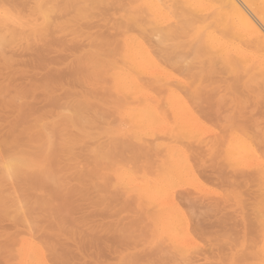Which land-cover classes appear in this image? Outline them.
Segmentation results:
<instances>
[{
	"label": "rangeland",
	"instance_id": "rangeland-1",
	"mask_svg": "<svg viewBox=\"0 0 264 264\" xmlns=\"http://www.w3.org/2000/svg\"><path fill=\"white\" fill-rule=\"evenodd\" d=\"M16 1L18 9L15 0L13 3L0 0V17L17 15L23 23L21 27L18 25L20 28L16 26L17 31L15 26H0V39L10 41V45H0V53L4 52L0 54V191L5 196V199L0 197V264H186L189 257L191 264H264V86L244 81L232 84V75L219 71L206 79L199 91L202 97L198 96L197 101L196 97L194 100V96L189 95L193 93L192 89L182 88L181 92L190 96L187 100L193 98L187 105L197 122L188 123L191 122L188 115L176 119L168 114L162 121L144 123V156H139L135 152L138 144L124 130L127 123L119 114L121 106L115 100L118 96L111 88V80L104 75L100 78L93 69L95 59L107 58L110 42L121 46L122 25L136 0H105V3L102 0L101 4V0H22L26 1L24 4L21 0ZM66 2L69 4L65 5ZM21 3L22 8L28 7V11L21 8ZM45 4L51 6L47 11L55 7L53 14L47 15L48 25L41 14ZM89 4L98 10H93ZM87 11L95 14L90 13L85 19L78 14L84 15ZM42 26H49L50 30L47 27L42 29ZM155 39L153 49L156 48ZM157 54L167 64L180 62L173 68L181 76H186L188 69L196 71L201 66L189 47L171 53L158 51ZM48 68L53 75H49ZM77 102L89 107L85 114L83 112L85 121H82L86 124L80 122L79 126L67 119L72 117L73 111L76 112ZM57 111L61 112L58 114ZM38 124L44 125L55 147L60 148L58 157L44 168L54 175L53 182L49 180L45 186L30 187L23 182L7 180L3 162L12 154L10 143L17 142L22 145L20 149L36 151L38 163L40 155L47 153L45 139L36 137L40 130ZM179 130L186 132L185 137ZM233 133L250 141L251 147H248L252 149H245L249 152L247 155L250 156V150L254 149V156L257 154L259 160L243 155L244 150L227 152V143ZM176 138H179L178 142ZM69 139L76 141L68 144ZM170 140L177 144L181 142L177 151L185 153L181 152L182 157L191 159L196 175L192 179L194 182L188 180L180 184L176 196L184 211L186 226L197 245L191 241L188 252L183 251L184 255L167 237L164 239L159 234L156 209L145 202L144 207L139 206L137 198L118 183L114 170L100 160L102 153L109 151L117 164H144V175L155 177L168 156L165 150L171 146ZM125 145L129 148L125 149ZM35 173H39L38 166L32 172H23V179L34 178ZM252 173L255 175L251 176ZM49 191L50 195H47ZM42 201L44 205L41 206ZM44 206L49 207V211ZM257 210L262 211V218L256 217ZM61 212L63 215L60 216ZM34 251L38 260L40 256L44 257L40 259L44 263L40 260L32 262L36 255Z\"/></svg>",
	"mask_w": 264,
	"mask_h": 264
},
{
	"label": "bare ground",
	"instance_id": "bare-ground-1",
	"mask_svg": "<svg viewBox=\"0 0 264 264\" xmlns=\"http://www.w3.org/2000/svg\"><path fill=\"white\" fill-rule=\"evenodd\" d=\"M6 1H8V0H6ZM11 1L13 3V0H11ZM104 1L105 0H103V3H105ZM18 2H20V0ZM21 2H23V4H24L26 1L24 2L21 0ZM45 2H47V1H45ZM71 2L72 1H70L69 3H71ZM99 2L101 4L102 0ZM136 2L137 3L135 5L131 6L130 13L127 17L126 23L124 25H122L124 31L121 35V46H119L117 42L116 43L110 42L111 46L109 49V53L108 54L105 53V54H107V58L95 59L94 68L93 67L92 68L94 70H96L97 75L100 78L104 75V76H107L111 80V88L116 92V94L118 96L117 99H115V100L121 106V108L119 109V114L121 116V119H123L127 123V126L125 127L124 130L129 132V134L132 135V138H134V141L138 144L136 151H135L136 154H138L139 156H141V155L144 156V123L146 124L148 122H153V121H157V120L162 121V120L166 119V116L168 114L172 115L176 119H179V118L181 119L183 116L188 115L189 116L188 121L191 120V122L189 121L188 123H193V121L196 119V117L189 110L188 105H187V102L189 103V101H190L187 99L190 96L187 97L185 94H183V92H181L182 88H187L190 90L192 89L193 93H191L189 95H191V96L193 95L194 100H195V97L196 98L198 96L202 97V94L200 92H201V88L204 86V82L206 81L207 78H210L212 75L218 73L219 71L220 72L222 71L223 74L226 73V74L232 75V77H233V78L231 77V80L233 79L232 84H236V83L238 84V83H241L244 81L245 83L260 84V85L264 86V0H136ZM15 3H16V5H15L16 9H18L17 8L18 3L16 0H15ZM69 3L66 2L65 5L69 4ZM23 4H22V6L20 5L21 8L23 7ZM27 4L28 3H26V5ZM51 4L49 3V5H51ZM108 4H109V6H111L110 3H108ZM52 5L55 6L54 2ZM62 5H63V2H62ZM99 5H97V7L96 6L95 7L98 8ZM45 6H46V4L42 7H45ZM47 6L45 9L42 8V9H44V11L41 13L45 17L44 18L45 22H47L49 19V17H47V15L51 14V13L53 14L55 9H54V11L52 9L56 7V6L53 7L51 9V11L49 9V11H50L49 12L47 10L49 7L51 8V6H48V7ZM93 6L90 5V7H92L93 10H96ZM112 6L114 7L113 4H112ZM112 6H111V8H112ZM59 7H61V6H59ZM27 8L25 9V7H24L22 9L28 11ZM81 8L85 9L86 7L85 8L81 7ZM65 9H66V7L64 8V10ZM89 9L90 8H88V10ZM117 9H118V7H117ZM24 10H21V12ZM27 11H24V12H27ZM29 11L32 12V10H29ZM80 12H82V11H80ZM80 12H78L79 16L82 15L84 17V19H85L86 15L89 16L90 13L93 15L95 14L94 11H93V13L92 12L88 13V11L84 12V15ZM100 12H102V11H100ZM115 12H116V10H115ZM86 13H88V14H86ZM96 15H98L97 12H96ZM100 15H98V16H100ZM9 16L3 15L0 17V26L1 27L11 26V28H12V26H15L14 27L15 31H17L18 29H16V26L19 25L21 27L23 24L22 21H20V17H18L17 15H13V14L12 15L9 14ZM48 16H50V15H48ZM82 18H80V19H82ZM90 18H91V16H90ZM96 18H97V16L95 17V19ZM97 22H99V21H97ZM45 24L48 25V22ZM50 24L51 23H49V25ZM45 27H47V26H45ZM45 27L42 26V29L43 28L45 29ZM50 28H51V26H50ZM48 29H49V26L47 27V30ZM57 29H58V27H57ZM110 29H112V27ZM29 30H31V29H29ZM12 31H14V29ZM34 31H35V29H34ZM37 31H38V29H37ZM37 31H35V32L37 33ZM114 31H116V29ZM46 32H48V31H46ZM53 32H55V31H53ZM29 34H30V32H29ZM31 34H32V32H31ZM52 34L54 36V33H52ZM12 35H13V32H12ZM114 35H115V33H114ZM12 38L15 39L14 36ZM98 38H100V37H98ZM154 38H156L155 39L156 44L154 47L158 48V50H155L156 48L153 49L152 43H153ZM100 39H102V38H100ZM4 40H3V38L0 39V45L1 46L5 45L3 43H7L10 45V43H8L10 41L6 42V40L5 41ZM103 40H104V37H103ZM105 40H108V39H105ZM16 41L17 40H15V42ZM64 41H66V40H64ZM109 41H112V40H109ZM50 42H52V41H50ZM1 46H0V48H1ZM13 46H14V44H13ZM45 46H46V44H45ZM182 47L183 48L189 47L190 49H192V51L194 52V55L196 56V58L199 59V61L201 63L200 68L196 71L191 70V69H188L187 73L184 71L185 74H187L186 76H181L180 74L176 73L175 72L176 69L174 70V68H173V66H177L178 63H180V62H178L177 65H176V61H173V63L171 62L172 64H167V63H165V61L162 62L161 58H159V55L157 54L158 51L159 52L165 51V53H171L172 51L175 52L177 49L179 50V48L181 49ZM34 50H35V48H34ZM46 52H48V51H46ZM2 53H4V52L2 51ZM2 53H0V54H2ZM97 53H98V51H97ZM100 54H101V51H100ZM182 54L184 55V53H182ZM186 54H187V52H186ZM162 55L164 56V54H162ZM179 55H181V54L179 53ZM160 57H161V54H160ZM37 58H38V56H37ZM9 59H12V58H9ZM166 60H168V59H166ZM171 60L172 59H170V61ZM175 60H178V59L175 58ZM40 61H42V60L40 59ZM182 61H185V60H182ZM7 62L9 63V61H7ZM53 62H55V60ZM168 62H169V60H168ZM174 62H175V65H174ZM15 64L13 66H15ZM28 64H29V62H28ZM13 66H11V67H13ZM183 69H186V68L183 67ZM49 70L50 69L48 68V71ZM66 73H69V72L66 71ZM6 74H9V73H6ZM51 74H52V71L49 75H51ZM213 78H215V77H213ZM227 79H229V78H227ZM199 93L201 95H199ZM206 95L208 96V94H206ZM198 98L195 101H197ZM191 99L193 101V98H191ZM200 99L203 100V98H200ZM56 101H58V100L56 99ZM192 101H190V102H192ZM54 102H55V100H54ZM198 102H196V104H199ZM163 104H165L164 107L162 106ZM48 108H49V106H48ZM76 108H77L76 112L73 110L70 111V112L73 111L75 113V115L72 112L73 113L72 117H68L67 119L73 125L77 124L79 126V123L80 122L82 123L83 122L82 120H84L83 112L85 114V109L89 108V107L85 103L77 102ZM52 110H53V108H52ZM74 110H75V108H74ZM59 112H61V111H59ZM59 112H58V114H59ZM62 114H63V112H62ZM69 114H71V113H69ZM60 116H62V115H60ZM194 122H197V121H194ZM83 123H85V122H83ZM88 123H89V121H88ZM90 124H91V122H90ZM186 126L189 127V125H184L182 127H186ZM37 127L40 128V130H39V132L38 131L36 132V137L38 139H41V138L45 139L46 145H44V146H46L45 151L47 153L40 155L41 159L39 160V163H38V160H37L38 153H36V151H34L32 149H25V150L20 149L19 147L22 145H19L17 142H14L12 144L10 143V149H11L10 153H12V154H10V156L7 158V160L5 162H3L4 163L3 164V170L6 174L4 178H6L7 180H10L12 182L15 181L18 183L23 182V183H25L31 187V186H38V185H44L45 186L46 182L54 179V175L44 168L46 167L47 163H50L52 161V159H54L55 157H58L59 152H60V148H59V146L55 147L53 141L50 139L51 136L48 134V131L46 130V128L44 127L43 124H38ZM195 128H196V126H195ZM30 130H33V129H30ZM179 131H180L179 133H181V134L183 133V136L186 135V132H183V130H179ZM193 131H195V130H193ZM195 133H193V134H195ZM187 136L190 137L189 133L187 134ZM223 137H224V135H223ZM16 139H18V138H16ZM176 139L175 140L178 142L179 138H176ZM119 140H121V139H119ZM75 141H76V139H69L68 144L74 143ZM168 141H167V144H170ZM170 142H171V146L168 147V150H165V151H167L168 156H167L166 160L163 162L162 168L160 167L161 169L159 170L158 175L155 177L144 175V164H141V165H137V164L136 165H122V164L119 165V164H117L115 157L109 151L108 152L104 151L101 155L100 160H101V162L106 164L110 169L114 170V173H115V176H116L118 183L120 185H122L127 190V192H131L132 195L137 198V200L139 202L138 203L139 206L144 207V202H145L149 207L152 206L151 208L154 207L156 209V217H157V221H158V225H159V231H158L159 234L164 239H166L165 237H167V239L170 240L172 245L176 249L180 250L182 252V254L184 255L185 252L183 253V251L188 252L187 249L189 248L191 241H192V243L194 242L195 246H197V245L195 243V240L192 239V236H191V234L187 228L188 226H186V222L184 221V219H185L184 213H183L184 211L182 210L180 204L178 203V201H177L178 199H176V196L179 192L178 189L180 187V184L184 183L185 181L187 182L188 180L194 179V177H196V175L194 172L195 171L194 165L190 161L191 159H188L186 156L182 157L181 156L182 151L180 152V154H179V151H177V149H179L178 144L179 143L181 144V142H179L178 144H177V142L172 141V140H170ZM172 142H175V144H173ZM200 143L203 144V141L202 142L200 141ZM249 143H250V141L248 142V140L245 137H243L239 134L233 133L231 135L230 139L228 140L226 149H227V152H230V153L231 152L236 153L238 151L244 150L242 152L243 155H245V154L247 155V153H249V152H247V150H245V149H247V147L250 146ZM32 144H33V142H32ZM120 144H122V143L120 142ZM193 144H195V143H193ZM65 146L67 149H69V147H67V145H65ZM126 146L127 145H125V147ZM205 146H207V144ZM223 146H224V144H223ZM197 147H201V146H197ZM202 147H203V145H202ZM109 148H111V147H109ZM115 148H118V147L116 146ZM128 148L129 147H126L125 149H128ZM181 149H182V147H181ZM189 149L193 150V147H190ZM249 149H252V148L248 147V150ZM7 150L8 149H6L5 152H7ZM130 150H132V149H130ZM134 150H132V151H134ZM253 150L252 151L250 150L251 154L253 152V155L251 156V154H250V156H248L249 155L248 154L247 155L248 158L249 157L250 158L255 157L254 156L255 153ZM194 151H197V150L194 149ZM113 152H114V150H113ZM117 153H118V151H117ZM182 153L185 154L184 152H182ZM116 154L114 153V155H116ZM94 155H95V153H94ZM116 156H118V155H116ZM232 156H234V155H232ZM247 156H245V157H247ZM95 157H94V159H95ZM256 157H258L257 154H256ZM256 157L254 159H258ZM123 158L125 159V157H123ZM191 158H193V157H191ZM126 159H127V157H126ZM96 160L99 162L98 159H95V161ZM248 160H251V159H248ZM120 161H122V160H120ZM236 161H237V159H236ZM256 161H254V162H256ZM257 162L263 163L262 160L257 161ZM117 165H119V166H117ZM252 165H253V163H252ZM37 166L39 169V173L33 174L35 176L34 178L32 177V178L23 179V176L25 177V175H23V172H26V171L32 172L33 169ZM257 167H259V165ZM97 171H98V169H97ZM253 174L254 173H252L251 176H253ZM94 175H96V174H94ZM94 175H93V177H94ZM241 175H243V174H241ZM82 177H81V180H82ZM88 178H91V177H88ZM254 178L256 180V176H254ZM84 180H85V178H84ZM58 181H60V180H58ZM52 182H53V180H52ZM56 186L57 185H55L54 190H56V188H57ZM23 189H25V188H23ZM50 189H51V187H50ZM61 189H63V188H61ZM67 190H69V189H67ZM74 190H75V188H74ZM92 190H94V188H92ZM47 191H48V189H47ZM52 191H53V189H52ZM9 192H11V190ZM21 192H22V190H21ZM50 192L51 191H49V194H47V195H50ZM30 195H29V197H31ZM0 197L5 199V196L3 195L2 191H0ZM50 198H51V196H50ZM43 199H45V198H43ZM27 202H29V201H27ZM35 202H37V200ZM35 202H33V203H35ZM43 202L44 201H42L41 206L44 205ZM61 203H60V205H61ZM45 205H49V204L46 203ZM23 206H25V205H23ZM35 206H36V204H35ZM36 207H39V205ZM44 208L47 211H49L48 210L49 207L46 208L44 206ZM15 209H16V207H15ZM34 209H36V208H34ZM45 209H43V210L45 211ZM54 209H56V208H54ZM47 211L44 213H47ZM257 211H259V212H256V213H258V215H256V217L258 216L259 218H262V216L264 215L263 212L261 210H257ZM50 212H52V211H50ZM261 212H262V216L260 214ZM57 215H59V214H57ZM61 215H63L62 212H61L60 216ZM65 216H66V214H65ZM187 225H188V223H187ZM260 227H261V225H260ZM258 229H259V227H258ZM163 238H162V240H163ZM257 238L259 239V237H257ZM160 241H161V239H160ZM194 244H192V245H194ZM263 244H264V233H263ZM158 245H160V244H158ZM161 245H162V243H161ZM38 249H40V248H38ZM196 249H194V250H196ZM33 250H34V247H33ZM204 250H208V249H204ZM206 252L208 253L209 250ZM34 254H36L35 251H34ZM190 256H191V254H190ZM42 258L44 259V257L40 256V259H42ZM186 258H182V259H186ZM189 259H191V257H189ZM189 259L187 260L186 264H191ZM37 260H38V256L36 254V255H34L32 262L33 261L36 262ZM46 260H45V262H46ZM188 261H189V263H188ZM191 261H192V259H191ZM41 262L44 263L43 261H41ZM184 262H186V261L183 260V263ZM260 264H262V263H260Z\"/></svg>",
	"mask_w": 264,
	"mask_h": 264
}]
</instances>
